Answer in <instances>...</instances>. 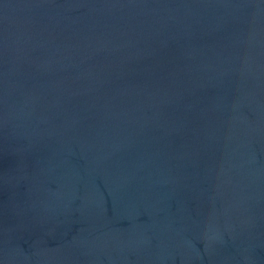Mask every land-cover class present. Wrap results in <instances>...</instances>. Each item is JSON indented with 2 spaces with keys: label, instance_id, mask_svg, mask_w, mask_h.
Segmentation results:
<instances>
[{
  "label": "water",
  "instance_id": "1",
  "mask_svg": "<svg viewBox=\"0 0 264 264\" xmlns=\"http://www.w3.org/2000/svg\"><path fill=\"white\" fill-rule=\"evenodd\" d=\"M0 264H264V0H0Z\"/></svg>",
  "mask_w": 264,
  "mask_h": 264
}]
</instances>
